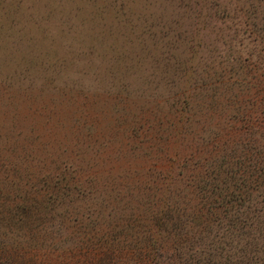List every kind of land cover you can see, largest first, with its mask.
<instances>
[{
    "label": "rangeland",
    "instance_id": "rangeland-1",
    "mask_svg": "<svg viewBox=\"0 0 264 264\" xmlns=\"http://www.w3.org/2000/svg\"><path fill=\"white\" fill-rule=\"evenodd\" d=\"M231 2L0 0L1 257L55 264L108 236L132 247L158 224L160 174L181 182L167 199L190 218L194 167L213 166L223 130L264 117L238 99L254 74L226 62L236 21L214 3ZM45 192L57 199L12 210Z\"/></svg>",
    "mask_w": 264,
    "mask_h": 264
},
{
    "label": "trees",
    "instance_id": "trees-1",
    "mask_svg": "<svg viewBox=\"0 0 264 264\" xmlns=\"http://www.w3.org/2000/svg\"><path fill=\"white\" fill-rule=\"evenodd\" d=\"M234 1L236 5L232 2L226 5L227 12L214 3V12H221L222 19L236 21L232 27L235 35L229 40L234 52L226 62L254 74L238 99L254 98L253 110L264 114V0ZM241 83L242 79L238 81ZM252 117L246 115L240 125L242 129L228 133L223 130L219 150L215 155L211 153L213 156H206L215 161L211 168L207 167V172L201 161L194 167L189 219H177V206L167 199L181 182L176 184L178 179L159 173V179H155L157 211L148 219L152 224L158 221L153 232L148 230L136 236L132 247L120 242L119 237H104L90 249L88 245L84 250L78 248L82 253L80 258H62L55 264H264V117L254 116L250 122ZM166 179L171 184H164ZM30 197L23 202L33 200V207L16 205L12 210L27 215L37 205L45 207L57 199H53L51 192L32 193ZM199 201L202 206L197 207ZM19 257L12 258L10 263L0 256V264H14ZM27 258L25 264L38 261V264H52L45 261L47 257Z\"/></svg>",
    "mask_w": 264,
    "mask_h": 264
}]
</instances>
